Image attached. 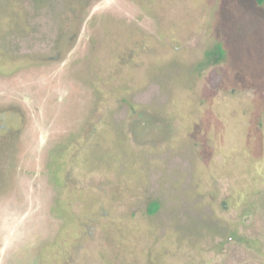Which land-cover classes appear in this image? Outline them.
I'll list each match as a JSON object with an SVG mask.
<instances>
[{"label":"rangeland","instance_id":"1","mask_svg":"<svg viewBox=\"0 0 264 264\" xmlns=\"http://www.w3.org/2000/svg\"><path fill=\"white\" fill-rule=\"evenodd\" d=\"M14 102L0 264H264V0H0Z\"/></svg>","mask_w":264,"mask_h":264},{"label":"flooded vegetation","instance_id":"2","mask_svg":"<svg viewBox=\"0 0 264 264\" xmlns=\"http://www.w3.org/2000/svg\"><path fill=\"white\" fill-rule=\"evenodd\" d=\"M6 111H11L13 115L18 117L20 121V127L9 130L7 133L1 136L0 143V187L4 185L5 177L6 179L12 174L23 172L22 165L20 164L24 161V155L20 152L21 148H24L25 141L24 132L28 128L27 123V108L23 103H10L7 104ZM28 106V105H27ZM2 107V106H0ZM0 109V110H4ZM25 110V111H24ZM51 146L49 147V149ZM51 150H47V162L46 164H52V159L50 155ZM11 178V177H10ZM11 180V179H10Z\"/></svg>","mask_w":264,"mask_h":264},{"label":"trees","instance_id":"3","mask_svg":"<svg viewBox=\"0 0 264 264\" xmlns=\"http://www.w3.org/2000/svg\"><path fill=\"white\" fill-rule=\"evenodd\" d=\"M223 49L220 47V46H218V47H216L214 50H212V51H209L208 53H207V60L208 61H214V62H218L219 60H221L222 58H223ZM68 143H71L72 142V140L71 141H67ZM62 149H65V148H62ZM51 159H53L52 158V155H51ZM159 209V204H158V202H153L152 204H151V206H150V210H149V212L150 213H155L157 210Z\"/></svg>","mask_w":264,"mask_h":264}]
</instances>
